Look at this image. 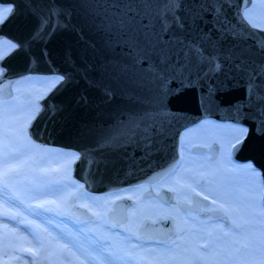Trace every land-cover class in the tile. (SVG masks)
Instances as JSON below:
<instances>
[{"label": "water", "instance_id": "1", "mask_svg": "<svg viewBox=\"0 0 264 264\" xmlns=\"http://www.w3.org/2000/svg\"><path fill=\"white\" fill-rule=\"evenodd\" d=\"M178 2L175 15L181 17L182 28L167 12L168 0H148V10L163 14L172 24L164 39L173 41L177 63L188 58L175 74L169 69L166 77L156 79L154 57L142 60L128 75L115 71L117 63L131 66L134 53L101 30L105 9L97 6L98 0H0L1 5L13 7L0 25V40L22 45L0 56L5 69L0 71V103L11 100L14 85L30 76L64 77L37 101L39 110L28 123L27 134L43 146L77 151L73 177L90 193L161 182L180 163L181 133L207 118L248 128L242 142L233 146L232 156L241 163L251 162L264 183V102L249 97L243 74L230 66L223 72L213 70L225 57L228 65L232 58H243L249 65L264 63V30L245 17L253 0ZM53 8L60 10L59 16L50 14ZM45 19L43 30L34 36ZM185 44L193 45L200 55L189 52ZM146 114L159 129L158 134H151L150 150L143 146V134L138 133L132 142L122 134ZM113 136L117 138L112 144L102 146L104 138ZM191 150L209 155L214 162L220 145L213 141ZM204 197L194 194L191 203L180 206L183 211L200 213L211 207ZM160 199L169 203L171 195L163 191ZM132 206L127 198L118 200L108 213L109 220L118 226L126 224ZM70 212L80 220L95 218L76 205ZM224 215L213 212L215 217ZM173 227L170 217L147 220L138 236L167 240Z\"/></svg>", "mask_w": 264, "mask_h": 264}, {"label": "rangeland", "instance_id": "2", "mask_svg": "<svg viewBox=\"0 0 264 264\" xmlns=\"http://www.w3.org/2000/svg\"><path fill=\"white\" fill-rule=\"evenodd\" d=\"M8 6L10 5H0V12H3ZM245 17L254 27L264 30V0H253L252 6L245 11ZM8 42L5 39L0 40V56L13 50L8 46ZM58 77L60 76L33 75L18 81L14 85V97L0 103V119L8 122L10 129L17 128L15 137L28 139L26 127L39 110L37 101L60 81ZM16 122H20L21 125L17 126ZM12 123L15 124L12 125ZM240 128L247 129L239 124L206 119L181 133L179 140L180 163L177 169L167 176L166 180L163 179L164 181L158 187L164 186L167 189H172L176 201L190 202L191 195L198 194L199 190L201 191L200 196H207L215 203L213 202L212 206L202 214L197 213L198 216L195 215L199 217L197 221L194 220L195 218L184 216L183 210H177L181 218L180 227H178L180 232L177 238H172L164 244L160 254L164 264H224L226 262L224 257L229 258V264H260L264 259V246L260 243L264 238L261 235L264 233V202L262 199L264 183L260 171L251 162L241 163L232 157V147L237 143ZM213 141H217L220 145L217 161L212 162L209 155L194 153L191 150L194 145L207 146ZM40 148L47 150L41 155H52L53 158L55 156L58 158L49 160L48 165L52 168L49 178L55 180V178L62 177L63 174L71 178L74 183L73 193H82L77 198L85 201L89 206H95L97 212L106 218V209L113 207L117 201L113 202L112 198L106 202L105 196L90 195L80 183L73 179L72 169L79 155L77 156L74 152L72 155L71 153L64 154L65 151L61 148L39 146L38 149L40 150ZM60 162H66L65 165L70 167L69 170L66 169L65 173L56 167ZM200 179L205 180L204 184L200 183ZM145 189H147L146 186L140 188L142 191ZM127 192L128 190L121 194H131V192ZM229 199H232V203L229 202ZM145 203L140 202L132 210L131 219L122 226V229L125 228L123 231L129 234L134 243H139L136 239L138 238L137 230L145 219H153L159 213L164 214L171 211L165 205L159 206V208L153 206L147 208ZM221 205L228 209V214L224 217H215L208 212L210 209L211 211L224 212ZM63 209L70 212L71 206L68 199L65 201ZM232 221L241 227H235ZM197 222L203 227L208 225L204 241L201 240V242L192 236L200 231L199 228H196ZM210 222L216 224L210 227ZM94 223L99 227L100 237H104L110 230L115 229L108 225L105 219L96 220ZM226 232L228 235H225ZM238 240L240 243H236ZM242 244H247L248 247H242ZM135 248L143 250L144 246L139 244ZM138 253L142 257L145 255L142 251ZM197 253L203 256L202 263H197L198 261L195 259ZM149 262L151 261L149 260ZM145 264L148 263L145 262Z\"/></svg>", "mask_w": 264, "mask_h": 264}, {"label": "bare ground", "instance_id": "3", "mask_svg": "<svg viewBox=\"0 0 264 264\" xmlns=\"http://www.w3.org/2000/svg\"><path fill=\"white\" fill-rule=\"evenodd\" d=\"M16 125L21 124L16 122ZM8 126V122L0 119V264H145V262L164 264L160 256L164 244L172 238H177L180 232L178 227H180L181 218L177 212L179 208L172 206L169 208L171 210L169 213H159L153 219H147L155 220L159 217L173 219L174 227L167 240L158 238L146 240L138 236L135 238L139 243H134L129 234L123 231L125 229H122L123 225L118 226L114 221L109 220L107 215L103 218L95 206H89L85 201L78 199L82 193H73L74 183L71 178L64 174L55 180L49 178L52 171L48 165L49 160L58 158L55 155L54 158L52 155H41L47 150L38 148L52 146H43L34 142L29 136L28 139L15 137L17 128L10 129ZM63 150L64 154L72 155L73 152L78 154L75 150ZM10 152L20 153L23 163H18V171L8 172L6 178L3 162ZM65 164L66 162H60L56 167L65 173L66 169L70 168ZM73 179L83 186L74 177ZM5 182L9 185L7 189L4 187ZM124 189L106 194L85 191L93 196H105L106 202L113 198L114 202L118 196L122 195V192L126 191ZM128 192L132 193V190ZM200 192L198 190V193ZM67 199L71 208L75 205L85 208L95 218L80 220L73 217L71 212L64 211V203ZM140 202H146L147 208L148 206L159 208V204L152 200L143 199ZM229 202L232 203V199H229ZM106 210L108 211L109 208ZM182 213L184 216L195 218L196 221L199 220L196 212L182 211ZM128 218H130L129 213ZM100 219H105L108 225L115 228V231L110 230L104 237H100L99 227L94 223ZM214 224L216 223H211L209 226L212 227ZM192 228L195 229V227ZM196 228L200 231L192 236L198 242L204 241L208 225L203 227L197 222ZM139 244L144 246L143 250L135 248ZM101 250H104L103 254ZM139 251L144 252V258L138 253ZM108 252H113L115 255L109 256ZM202 257L201 254H195L197 263L204 261ZM224 259L226 260L224 264H229V258L224 257Z\"/></svg>", "mask_w": 264, "mask_h": 264}, {"label": "snow or ice", "instance_id": "4", "mask_svg": "<svg viewBox=\"0 0 264 264\" xmlns=\"http://www.w3.org/2000/svg\"><path fill=\"white\" fill-rule=\"evenodd\" d=\"M98 7L105 9L103 13V19L100 24V28L106 34L110 36H116L118 38V44H122L127 50L134 53L133 63L131 66L127 63H117L115 65V71L120 75H128L133 71L136 65H138L142 60H152L155 58L156 63L153 65L156 68L154 72V77L160 79L161 76H167L168 70L171 69L172 74H175L187 63L188 58L185 57L183 63H177L176 57L174 55L173 41L169 37L168 40L164 39V36L169 32L172 24L168 19L164 17L163 14H154L149 11L148 0H98ZM180 4L178 0H168L167 12L173 14V19L177 27L182 28L181 17L175 15V9L179 8ZM13 7L8 6L3 12H0V25H3L8 17L12 14ZM52 16H59L60 10L53 8L50 12ZM159 21V25L157 24ZM47 20L41 21L40 30L35 35H39V31H42L46 25ZM109 42V46H110ZM179 43V42H177ZM10 48L22 47L15 42H8ZM189 52H196L199 56L200 53L195 50L193 45H184ZM183 55V53H181ZM2 59V58H0ZM228 58L225 57L223 62H216L213 66V70L216 72H223L226 70V66H230L234 72L241 73L247 77L248 83V95L249 97L255 96V98L261 102H264V63L259 65H249L245 63L243 58H232L230 65L227 64ZM4 67L0 64V71H4ZM60 81L64 77H58ZM260 81V83H257ZM240 135L237 137L236 142H242L247 129L240 128ZM138 133L143 134V138L146 143L143 145L147 149H151L153 145L152 133H159V129L155 126L154 122L149 123V117L146 116L140 118V120L133 121L131 127L126 133H122L127 136L128 142H132L133 138L137 136ZM117 137H107L102 141L103 145L112 144ZM5 165V177L7 178L8 172L18 171L17 164L23 163L20 153L10 152V155L4 160ZM251 167V165H249ZM4 187L7 189L9 187L8 183L5 182ZM172 191V189H169ZM208 199L207 196L204 197ZM19 199V197H17ZM215 203V201H213ZM23 203V201H21ZM42 206V205H41ZM225 215L228 214V209L224 208ZM211 211V209L209 210ZM233 225L240 228L241 225L232 221ZM225 235H228L226 232ZM264 237V233L261 234ZM240 243V241H236ZM261 245L264 246V238L260 241ZM242 247H248L247 244H242ZM104 250H101L103 254ZM109 256L115 255L113 252H108ZM260 264H264V259L261 260Z\"/></svg>", "mask_w": 264, "mask_h": 264}, {"label": "flooded vegetation", "instance_id": "5", "mask_svg": "<svg viewBox=\"0 0 264 264\" xmlns=\"http://www.w3.org/2000/svg\"><path fill=\"white\" fill-rule=\"evenodd\" d=\"M78 156V154H77ZM168 178V177H167ZM167 178H165L164 180H166ZM162 180V181H164ZM157 183V184H154V185H149V184H143V185H140V186H135V187H129V188H126L124 190H132V193L131 194H127V195H120L116 198L115 201H118V200H121V199H129L133 202V206L131 208L128 209V213H129V219H131V215L133 214L132 213V210L137 207L140 203V200H143V199H147V200H152L154 201L155 203L159 204V206H162V205H165L166 207L170 208V207H178L181 211L183 209H181L182 207L180 206V204H189L192 202L193 200V196L194 194L191 195V201L190 202H187V201H176V196H174L175 194L172 192V191H169V189H167L166 187L162 186V187H158L161 183ZM200 183H201V179L199 180ZM205 181V180H204ZM146 186L147 189L145 190H140V188ZM140 190V191H139ZM123 191V190H122ZM165 191V192H168L170 195H171V200L169 203H166L165 201L161 200L160 199V195L161 193ZM199 194V193H198ZM201 195V194H199ZM174 197H175V201H174ZM208 199L211 201V206H212V199L208 197ZM114 201V202H115ZM113 204V203H112ZM149 207V206H148ZM210 208V207H209ZM209 208H203L202 211L200 212V214H202L205 210L209 209ZM113 209V207L111 206L109 208V210L106 212V215L108 216V213ZM216 211H219V210H216ZM211 213V215L213 216V212L214 211H208ZM156 217V216H155ZM209 218V217H208ZM147 219H145L144 221H146ZM144 221L139 225V227L144 223ZM139 227H138V230H139ZM138 230H137V235H138Z\"/></svg>", "mask_w": 264, "mask_h": 264}]
</instances>
